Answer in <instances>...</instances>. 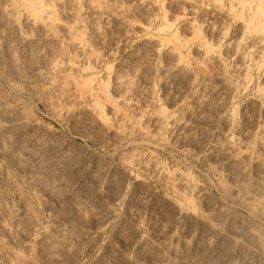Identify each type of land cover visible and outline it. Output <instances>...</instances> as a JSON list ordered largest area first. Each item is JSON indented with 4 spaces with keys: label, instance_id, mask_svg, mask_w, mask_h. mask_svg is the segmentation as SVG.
Wrapping results in <instances>:
<instances>
[{
    "label": "rangeland",
    "instance_id": "rangeland-1",
    "mask_svg": "<svg viewBox=\"0 0 264 264\" xmlns=\"http://www.w3.org/2000/svg\"><path fill=\"white\" fill-rule=\"evenodd\" d=\"M0 264H264V0H0Z\"/></svg>",
    "mask_w": 264,
    "mask_h": 264
},
{
    "label": "bare ground",
    "instance_id": "bare-ground-1",
    "mask_svg": "<svg viewBox=\"0 0 264 264\" xmlns=\"http://www.w3.org/2000/svg\"><path fill=\"white\" fill-rule=\"evenodd\" d=\"M39 10H41L42 12H45V11H46L45 8H44L43 6L40 7Z\"/></svg>",
    "mask_w": 264,
    "mask_h": 264
}]
</instances>
